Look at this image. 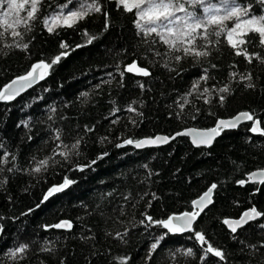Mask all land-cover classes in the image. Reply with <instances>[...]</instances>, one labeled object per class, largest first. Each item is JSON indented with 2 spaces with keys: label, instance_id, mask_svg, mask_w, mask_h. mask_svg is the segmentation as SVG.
Returning a JSON list of instances; mask_svg holds the SVG:
<instances>
[{
  "label": "trees",
  "instance_id": "trees-1",
  "mask_svg": "<svg viewBox=\"0 0 264 264\" xmlns=\"http://www.w3.org/2000/svg\"><path fill=\"white\" fill-rule=\"evenodd\" d=\"M66 2L43 0L38 18L29 22L31 30L17 28L23 36L16 40L27 49L15 47L7 33L0 39V88L32 65L61 56L43 69L39 84L0 103V264H122L120 258H127V264H264V215L235 233L224 225L225 219L253 207L264 214V183L238 185L264 168V134L252 133L245 124L222 129L209 148H193L185 138L142 151L120 147L129 139L209 129L241 112L252 113L264 129V62L253 56L249 63L236 55L223 35L210 37L220 42L207 46V57L176 61L172 57L183 53L165 55L168 48L155 34H138L134 12L124 11L116 0H98L101 12L49 32L43 19ZM81 2L72 0L64 11ZM210 2L220 6V0ZM237 3L250 6L252 15H264L261 0ZM186 7L203 14L200 6ZM6 11V4L0 6V21ZM19 15L26 12L19 10ZM246 39L242 47L264 57L258 36ZM133 61L150 75L127 72ZM247 75L250 81L241 79ZM225 86L229 92H220ZM129 106L135 111H128ZM77 140L78 149H72ZM60 152L69 153L67 159ZM47 158L46 168L32 170ZM65 178L71 183L45 200L48 190ZM213 184L212 204L193 229L224 259L209 253L202 261L194 232L176 235L147 217L164 220L190 212L192 201ZM61 221L72 227H50ZM21 244L28 245L25 252L9 258V251ZM187 249L193 255L185 256Z\"/></svg>",
  "mask_w": 264,
  "mask_h": 264
},
{
  "label": "snow or ice",
  "instance_id": "snow-or-ice-1",
  "mask_svg": "<svg viewBox=\"0 0 264 264\" xmlns=\"http://www.w3.org/2000/svg\"><path fill=\"white\" fill-rule=\"evenodd\" d=\"M264 3V0H261ZM43 0H0V6L4 4L7 5L8 11L3 13L5 19L0 21V39H3L5 33L13 37L15 47L27 49V44H21L16 38H21L23 33L17 30L21 25L25 27L26 31H30V21L36 20L38 18V13L40 6L42 5ZM72 3V0H67L63 5H59V10L46 16L43 19V24L47 27L49 32H53L58 27H73L79 21L85 19L90 13H99L101 12V6L98 3V0H82L79 5V8L75 10H68L69 4ZM118 7H123L124 11L133 13L136 17L134 23L135 27L138 29V34H143L145 38L151 37L155 34L159 40L167 46L168 53L165 55H170L172 52H182L183 55H176L174 58L176 61H180L187 56L193 57H207L210 55V52L207 50L208 45L219 44V39L213 41L210 39L211 36L217 38L222 35L226 39L228 45L236 51V55H244L249 63L252 62L253 56L257 59H260L264 62V57H259L258 54H249L246 48L242 47L247 44L249 41L246 39L249 37V34H256L259 38V43L264 45V15H252L250 12V6H242L237 3V0H220V6L213 4L210 0H116ZM27 5V8L25 6ZM186 5H190L193 9L196 6H200L203 10V14L199 15L195 11H190ZM19 10H24L26 15L20 16ZM178 13H183V15H178ZM107 15V14H105ZM11 18L10 20L8 18ZM229 22H232L231 25ZM92 37L89 38L91 42ZM203 40L204 44L198 45L197 41ZM156 41H152L155 43ZM12 47L13 45H7ZM61 48H67V45L61 44ZM67 53H62L61 55H66ZM157 56H160L161 53L156 52ZM61 56L58 55L51 61V63H45L41 61L38 64L32 65V68L22 76H18L16 79L12 80L10 83L5 84L0 88V101H8L15 99L16 96L24 89L25 85L30 86L37 78V69L50 68L52 64L57 63L60 60ZM167 67V64H165ZM127 72H135L142 76L150 75L148 69L138 66V64L133 61L131 64L126 66ZM206 71V70H205ZM235 75V73L233 74ZM123 76V73H121ZM40 78H43L42 76ZM202 80H207V75L201 77ZM241 79L251 80V75L242 76ZM199 81H197L193 88H198ZM252 84H249L248 87H252ZM141 87H143L141 85ZM205 92L208 91L207 88L204 89ZM222 93L229 92L227 86L219 89ZM191 94V93H189ZM87 96V93L82 94ZM225 99L224 96L220 97L221 102ZM187 102V101H185ZM207 102V101H206ZM183 108V105H181ZM128 111H135L134 108L129 106ZM242 120H251L253 121V127L250 129L252 132H260L264 134V129L260 128V121L254 119V115L249 112H241L230 120H219L215 127L197 130V129H188L184 132H178L176 135H191L193 137V143H204L210 144L211 141L219 135L220 131L223 128L236 127ZM90 130V129H89ZM174 138V137H173ZM56 140H60V134L58 133L55 136ZM169 140V137H160L157 136L153 139L146 140H137L133 141L131 139L125 141L128 144L135 143L136 147H143L149 144L156 143H166ZM80 141L77 140L72 146V149H78ZM2 147V146H0ZM57 147H60L58 144ZM67 148V145H64ZM57 154L54 151V155ZM59 155H62L67 159L69 153L60 152ZM35 159V158H33ZM49 159L37 161V166L32 169L35 172H40L42 168L48 166ZM4 162V158L0 157V163ZM94 163V162H93ZM259 176L264 178V170L259 173H252L249 179ZM264 182V180H262ZM71 183L70 180L65 178L64 183L58 186H53L44 196V199L47 200L50 196L56 192L62 191ZM243 184L244 181H239ZM216 187L213 184L206 192H204L198 199L192 201L193 211H186L179 215L169 216L164 220H153L151 216H148L147 219L154 223L158 224L167 232L176 233V232H185L190 231L194 232L195 238L200 242L204 255L200 257L203 261L207 254L211 253L216 257H219L221 260L224 259V254L221 250L214 248L211 244L207 243L205 236L201 231H195L193 229V223L196 218L200 215V212L204 210V207L208 203H211V192ZM197 209H199L197 211ZM264 215L258 212L254 207L248 211H245L238 220H228L225 219L224 223L229 226L231 231L235 233L239 227L243 224L248 223L250 220L255 219ZM50 227L54 228H71L70 221H61ZM120 234L117 233V236ZM159 239H163L161 236ZM159 244V240L153 243L150 248L151 252H154ZM207 244V247H203ZM28 245L21 244L19 247L14 248L9 251L8 256L11 259H15L18 254L24 253ZM45 251H50V249H44ZM185 256L193 255L192 249H187L183 253ZM174 255V254H173ZM122 264H127V258H120Z\"/></svg>",
  "mask_w": 264,
  "mask_h": 264
},
{
  "label": "water",
  "instance_id": "water-1",
  "mask_svg": "<svg viewBox=\"0 0 264 264\" xmlns=\"http://www.w3.org/2000/svg\"><path fill=\"white\" fill-rule=\"evenodd\" d=\"M25 75V74H24ZM43 77L44 78V73H43V68H39V69H37V78H36V80L33 82V83H31V85L30 86H27V85H25V87H24V89L20 92V94L18 95V96H16L15 97V99L16 98H18L19 96H21L22 94H24V93H26L27 91H29V90H31L33 87H35L37 84H39L42 80H43V78H40V77ZM17 78V77H16ZM16 78H14V79H16ZM14 79H12V80H14ZM11 80V81H12ZM10 81V82H11ZM9 82V83H10ZM8 84V83H7ZM15 99H12V100H8V101H0V103H10V102H12V101H14ZM239 114V113H238ZM238 114H236V115H238ZM236 115H234L233 117H235ZM233 117H231V118H227V119H219V120H230V119H232ZM219 120H217L216 121V123H215V125L213 126V127H215L216 126V124H217V122L219 121ZM245 124H250V126H251V128L254 126L253 125V121H251V120H242L236 127H234V128H232V127H229V128H223L224 130H229V131H232V130H236L237 128H239L240 126H242V125H245ZM213 127H211V128H213ZM188 129H196V128H187V129H184V130H182V131H180V132H184V131H186V130H188ZM197 130H205V129H197ZM252 132V131H251ZM178 133V132H177ZM177 133H175V134H173L172 136H166V135H155V136H153V137H148V138H142V139H139V140H146V139H153V138H155V137H157V136H160V137H169V140L166 142V143H156V144H149V145H145V146H143V147H136L135 146V143H133V144H128V143H123V144H121L120 145V147H130V148H132V149H134V150H136V151H142V150H146V149H154V148H161V147H164V146H166V145H168V144H170L171 142H173V141H175L177 138H185V139H187L188 140V142L190 143V145L193 147V148H209V147H211L212 146V144L215 142V140L219 137V135H220V133H219V135H217L212 141H211V143L210 144H204V143H198V144H194L193 143V137L191 136V135H176ZM252 133H257V132H252ZM174 137V138H173ZM137 141V140H136ZM262 170H264V168L263 169H257V170H254V171H252V172H250L247 176H246V179L245 180H243L244 181V183L243 184H241V183H239L238 182V185L239 186H244L245 184H249V185H253V184H262V183H264V182H262V180H264V178H261V177H259V176H256V177H253L251 180L249 179V177L251 176V174L252 173H259V172H261ZM212 186V185H211ZM210 186V187H211ZM209 187V188H210ZM209 188H207L204 192H206ZM215 189V188H214ZM214 189L212 190V192H211V203H208L207 204V206L206 207H204V210L202 211V212H200V215L202 214V213H204L210 206H211V204H212V196H213V192H214ZM203 192V193H204ZM202 193V194H203ZM201 194V195H202ZM200 195V196H201ZM199 196V197H200ZM198 197V198H199ZM197 198V199H198ZM196 200V199H195ZM199 209H197V211H198ZM248 210H250V209H247V210H245V211H248ZM192 211H193V205H192ZM244 211V212H245ZM244 212H242V214L244 213ZM242 214L238 217V218H236V219H228V220H238L241 216H242ZM175 215H179V214H175ZM172 216V215H171ZM260 218V216L259 217H256L255 219H253V220H250L248 223H246V224H243L241 227H239L237 230H239V229H241V228H243L244 226H246V225H248V224H250V223H252V222H255V221H257L258 219ZM196 220H197V218H196ZM196 220H195V222H196ZM195 222L193 223V226H194V224H195ZM224 225H225V227L229 230V231H231V229L229 228V226L228 225H226L225 223H224ZM192 226V227H193ZM232 232V231H231ZM190 233V231H185V232H176V233H173V234H176V235H186V234H189Z\"/></svg>",
  "mask_w": 264,
  "mask_h": 264
},
{
  "label": "flooded vegetation",
  "instance_id": "flooded-vegetation-1",
  "mask_svg": "<svg viewBox=\"0 0 264 264\" xmlns=\"http://www.w3.org/2000/svg\"><path fill=\"white\" fill-rule=\"evenodd\" d=\"M247 175H248V174H247ZM245 179H246V178H245ZM245 185H249V184H245ZM212 198H213V196H212ZM196 199H197V198H196ZM241 214H242V213H241ZM241 214H240V215H241ZM197 218H198V217H197Z\"/></svg>",
  "mask_w": 264,
  "mask_h": 264
},
{
  "label": "rangeland",
  "instance_id": "rangeland-1",
  "mask_svg": "<svg viewBox=\"0 0 264 264\" xmlns=\"http://www.w3.org/2000/svg\"><path fill=\"white\" fill-rule=\"evenodd\" d=\"M18 3H19V0H18ZM6 6H7V5H6ZM25 7H27V5H26ZM7 10H8V8H7Z\"/></svg>",
  "mask_w": 264,
  "mask_h": 264
}]
</instances>
